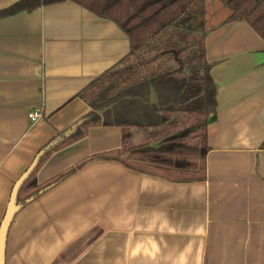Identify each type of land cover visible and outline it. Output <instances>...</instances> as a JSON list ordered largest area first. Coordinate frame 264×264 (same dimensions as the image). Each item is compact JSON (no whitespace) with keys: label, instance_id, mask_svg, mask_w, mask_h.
<instances>
[{"label":"crops","instance_id":"0c3cea01","mask_svg":"<svg viewBox=\"0 0 264 264\" xmlns=\"http://www.w3.org/2000/svg\"><path fill=\"white\" fill-rule=\"evenodd\" d=\"M21 1L0 0V12ZM229 16L206 0L218 106L205 178L92 160L23 205L6 264H264V41ZM129 53L116 22L73 0L0 17V225L37 153L92 111L81 93ZM33 110L42 111L36 125ZM131 132L127 146L151 137ZM123 146L121 128L91 127L46 160L37 184Z\"/></svg>","mask_w":264,"mask_h":264},{"label":"trees","instance_id":"16d2710c","mask_svg":"<svg viewBox=\"0 0 264 264\" xmlns=\"http://www.w3.org/2000/svg\"><path fill=\"white\" fill-rule=\"evenodd\" d=\"M64 1L23 0L0 12V17ZM73 1L116 22L130 39V53L118 67L81 93L92 108L89 120L45 154L22 186L19 203L24 205L44 188L96 159L122 161L126 167L143 173L191 174L204 179L210 150L207 127L218 106L212 64L206 58V0ZM218 1L230 11L225 23L246 22L264 41V0ZM98 126L121 128L124 146L94 155L45 185L37 184L38 171L55 151L81 140L89 128ZM132 128L150 133L153 138L157 136L153 133L160 136L127 146Z\"/></svg>","mask_w":264,"mask_h":264},{"label":"water","instance_id":"95a60500","mask_svg":"<svg viewBox=\"0 0 264 264\" xmlns=\"http://www.w3.org/2000/svg\"><path fill=\"white\" fill-rule=\"evenodd\" d=\"M99 114L101 115L102 112H99ZM88 120H89L88 117L80 119L78 122L72 125L66 132L56 137L46 147L40 150L35 156L31 165L28 167V169L21 175V177L14 184L4 218L0 225V264H6V244H7L8 232L16 214L23 207V204L19 203L18 201L22 186L29 179L32 173L36 170L37 166L40 163V160L45 156V154L50 150H52L53 148H55L56 146L60 145L67 138L71 137ZM31 200H33V198H31L26 202H30Z\"/></svg>","mask_w":264,"mask_h":264},{"label":"built area","instance_id":"2783aa9c","mask_svg":"<svg viewBox=\"0 0 264 264\" xmlns=\"http://www.w3.org/2000/svg\"><path fill=\"white\" fill-rule=\"evenodd\" d=\"M42 111L41 110H33L29 113L28 118L32 122L33 125H36L42 120Z\"/></svg>","mask_w":264,"mask_h":264},{"label":"rangeland","instance_id":"374dc122","mask_svg":"<svg viewBox=\"0 0 264 264\" xmlns=\"http://www.w3.org/2000/svg\"><path fill=\"white\" fill-rule=\"evenodd\" d=\"M165 132H167V130H166ZM153 134H156V135H157V136H154L155 138H158V136H160V135L158 134V132H157V133H153ZM155 138H153V137H152V134H151L150 139H148L147 141H152V140L155 139Z\"/></svg>","mask_w":264,"mask_h":264}]
</instances>
